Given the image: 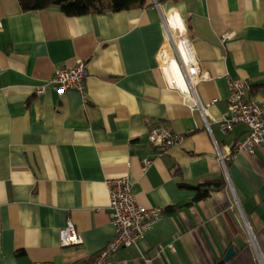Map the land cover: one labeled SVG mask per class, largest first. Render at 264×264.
I'll return each instance as SVG.
<instances>
[{
  "label": "crops",
  "instance_id": "1",
  "mask_svg": "<svg viewBox=\"0 0 264 264\" xmlns=\"http://www.w3.org/2000/svg\"><path fill=\"white\" fill-rule=\"evenodd\" d=\"M148 3L74 16L0 0V264H92L115 233L105 181L121 175L138 204L163 215L138 248L119 249L108 264H214L230 245L224 264L264 256V135L254 153L228 157L247 127L218 126L229 78L250 79L248 97L264 100V0ZM160 10L183 17L208 73L196 85L204 115L160 71ZM77 60L87 65L85 98L48 84ZM153 127L180 139L160 151L148 141ZM207 179L224 183L194 199L187 186ZM68 218L82 240L61 247Z\"/></svg>",
  "mask_w": 264,
  "mask_h": 264
},
{
  "label": "built area",
  "instance_id": "2",
  "mask_svg": "<svg viewBox=\"0 0 264 264\" xmlns=\"http://www.w3.org/2000/svg\"><path fill=\"white\" fill-rule=\"evenodd\" d=\"M158 8V3L153 1ZM163 23L164 37L157 51V61L168 88L178 91L184 103L191 109L204 115L205 106L201 104L196 93V85L209 78L207 71L200 68L191 40L188 37L187 25L177 11L169 13L159 12ZM229 34L221 37L224 41ZM87 65L83 60H77L72 67L55 69L48 84L63 92L77 91L85 98V78ZM228 98L227 110L218 121V126L224 133L229 132L237 123L246 125L245 135L237 140L228 157L240 151L254 153L257 146L263 142L264 135V100L250 99L252 85L250 79L231 77L227 81ZM42 87L36 88V93L43 92ZM208 105V104H207ZM206 105V106H207ZM206 128L210 131L208 122ZM180 136L162 127H153L148 134V141L160 151L170 148ZM218 160L225 167V158L218 152ZM152 160L142 159V169L146 170ZM106 188L109 195L108 210L115 227L114 236L97 253L92 264H108L110 256L116 251L127 247H137L145 233L163 211L159 207L147 208L137 203L132 191V184L126 176H115L106 179ZM81 237L73 221L68 218L59 233L61 247L81 243ZM169 246H172L169 245ZM147 261L146 257L142 255ZM259 264H264V256L257 253ZM40 264V263H34Z\"/></svg>",
  "mask_w": 264,
  "mask_h": 264
},
{
  "label": "trees",
  "instance_id": "3",
  "mask_svg": "<svg viewBox=\"0 0 264 264\" xmlns=\"http://www.w3.org/2000/svg\"><path fill=\"white\" fill-rule=\"evenodd\" d=\"M24 11L37 10L49 7H58L67 15H82L90 12L102 13L106 10L119 11L133 6H148V0H18ZM223 181L207 179L198 185H188L195 190L194 199L206 198L213 188H219Z\"/></svg>",
  "mask_w": 264,
  "mask_h": 264
},
{
  "label": "water",
  "instance_id": "4",
  "mask_svg": "<svg viewBox=\"0 0 264 264\" xmlns=\"http://www.w3.org/2000/svg\"><path fill=\"white\" fill-rule=\"evenodd\" d=\"M234 254V248L232 245H230L226 252L224 253V255L222 256V258L220 260H218L217 262H215L214 264H224L226 261H228Z\"/></svg>",
  "mask_w": 264,
  "mask_h": 264
}]
</instances>
